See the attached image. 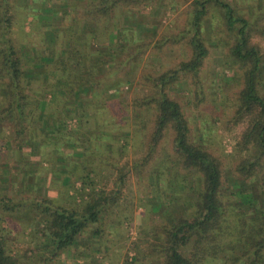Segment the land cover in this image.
I'll use <instances>...</instances> for the list:
<instances>
[{
  "label": "trees",
  "instance_id": "trees-1",
  "mask_svg": "<svg viewBox=\"0 0 264 264\" xmlns=\"http://www.w3.org/2000/svg\"><path fill=\"white\" fill-rule=\"evenodd\" d=\"M8 1L0 0V3ZM183 2L188 3L182 12L184 29H172L155 37L152 27L136 24L137 10L150 8L155 11L164 6L165 0H89L77 13V20L80 19L90 31L81 37L84 45H75V34H67L66 41L61 43L64 46L66 42L65 48L59 49L55 59L33 60L29 69L25 68L23 53L11 37L12 17L9 14L0 16V127L9 124L15 130L16 138L30 150L51 146V155L56 161L60 157L58 160L62 162L64 158L60 155L64 142L52 140L59 138L58 127L69 118L78 122L83 140L90 141L92 134L85 126L96 115V108L109 104L111 114H121L124 119L131 109L132 116L139 121L140 132L146 130L147 112H153V126L146 137V150L139 165L143 167L153 160L162 140L170 132L172 148L179 160L201 175L198 183L189 189L194 204L191 216L175 221L168 217L169 227H164L166 245L159 251L164 264H264V191L258 195L243 189L248 181L254 182L257 177L264 183V95L260 92L264 86V55L252 42L253 35L264 37L261 26L264 0H258L259 5L248 6L247 12L227 0ZM119 6L123 7L121 22L129 26L127 35L119 32L120 19L113 14ZM211 19L217 20L220 32L224 33L214 41L226 49L225 58L229 60L233 80L241 81L240 105L234 119L244 124L237 147L248 155L227 173H223L220 162L203 145L191 139L182 106L170 96L174 90L172 83L178 75L197 72L208 56L210 36L206 34L211 29ZM130 23L135 24V28ZM181 43L187 51L186 60L158 71L161 74L151 71L140 77L141 85L145 86L142 95L125 100L109 93L98 100L100 94L107 92L102 93L103 84L112 73L144 56L151 47L160 55L178 48ZM48 50L43 46V53ZM48 63L51 64L49 77L54 74L48 92L56 103V109L50 112H46L48 105L28 101L32 92L29 80L40 79ZM41 79L48 81L47 74L44 73ZM121 79L126 85L131 84L127 76L123 75ZM33 140L39 145H32ZM82 152L81 164L87 171L82 179H85L89 178L96 153L83 149ZM40 157L44 161L42 154ZM49 162L56 175L53 157ZM118 179L120 183L124 182L123 175ZM63 181L69 184V176ZM85 186L86 182L82 181V188ZM118 190L107 194L91 189L89 200L78 209L69 206L67 190L64 198H61L63 193H57L55 197L46 194L40 199L28 197L26 200H15L9 193L0 200V209L16 213L23 209L38 211L40 219L35 226L40 227L41 239L37 248L56 256L60 251L76 247L84 229L97 223L115 202ZM5 233L6 229H0V264H28L31 257L13 251L14 246ZM93 234L98 236L100 231ZM134 263L126 261L125 264Z\"/></svg>",
  "mask_w": 264,
  "mask_h": 264
},
{
  "label": "rangeland",
  "instance_id": "rangeland-1",
  "mask_svg": "<svg viewBox=\"0 0 264 264\" xmlns=\"http://www.w3.org/2000/svg\"><path fill=\"white\" fill-rule=\"evenodd\" d=\"M88 1L9 0L0 3V16L9 14L12 17L11 37L23 53L26 69L31 68L33 60L55 59L59 49L65 48L66 42L64 46L61 43L67 34H75V45H84L81 37L87 36L90 31L80 19L77 20V13ZM227 1H233L243 12H247L250 5H259L258 0ZM187 6L188 3L183 0H165L164 6L155 11L150 8L137 10L135 21L139 26L152 27L155 37L172 29L181 31L185 27L182 12ZM122 10L123 7L119 6L113 14L120 19L119 32L127 35L129 26L121 22ZM65 11L66 14L63 13ZM210 24L211 29L206 34L210 36L207 42L208 56L197 72L178 75L172 83L174 90L170 96L182 106L191 139L203 145L220 162L223 173H227L248 155V152H240L237 147L244 124L234 119L240 105L238 93L241 81L233 80L229 60L225 58L226 49L214 41L224 35L217 20L211 19ZM130 26L135 28L136 25L130 23ZM261 26L264 27V19ZM252 42L264 55V37L253 35ZM43 46L49 49L45 53ZM186 58L183 43L160 55L151 47L144 56L125 65L121 71L112 73L103 84L102 93L107 92L100 94L98 100L101 101L109 93L125 100L140 96L145 90L140 77L151 71L161 74L158 71L172 68ZM49 63L43 70L48 81L41 79L42 72L37 81L29 80L32 92L28 101L48 105L46 112L56 109V103L48 92L54 80V74L49 77ZM123 75L127 76L130 85L121 79ZM260 92L264 95V86ZM130 110L124 119L121 114L113 116L109 104L96 108V115L91 116L85 126L92 134L90 141L83 140L75 118H69L64 125L59 124V138L52 141L64 142L60 155L64 158H61L62 162L58 160L60 157L56 161V157L51 155V146L30 150L16 138L15 130L9 124L4 123L0 127V200L9 193L15 200H26L28 197L40 199L46 194L55 197L57 193H63L61 198H64L67 190L69 206L78 209L89 200L91 189L103 190L107 194L119 189L115 202L97 223L84 229L76 247L60 251L56 256L37 248L41 239L38 232L40 227L35 226L40 219L38 211L23 209L16 213L0 209V229H6L5 234L14 246L13 251L31 257L28 264H125L126 261L164 264V257L159 251L166 245L164 227H169L168 217L175 221L176 218L191 216L194 204L189 189L196 185L195 182L198 183L201 175L179 160L172 148L173 136L170 132L162 140L153 160L140 166L138 161L146 150L145 141L153 126L154 115L147 112L146 130L140 132L139 121ZM32 145L38 146L39 142L37 145V141L33 140ZM82 149L96 153L90 165L89 178L86 177L88 180L82 179L87 172L81 164ZM52 157L56 175L49 166ZM120 175L124 176L123 183L119 182ZM66 176L70 178L69 184L63 181ZM81 180L86 182L84 188ZM243 189L244 192L261 195L264 183L257 177L254 182L248 181ZM96 230L100 231L98 236L93 234Z\"/></svg>",
  "mask_w": 264,
  "mask_h": 264
}]
</instances>
